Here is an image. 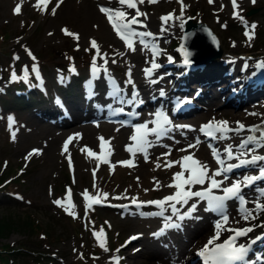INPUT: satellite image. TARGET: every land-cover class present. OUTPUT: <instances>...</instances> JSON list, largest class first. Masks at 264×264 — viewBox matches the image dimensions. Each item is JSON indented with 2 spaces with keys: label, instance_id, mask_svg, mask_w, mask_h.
<instances>
[{
  "label": "rangeland",
  "instance_id": "1",
  "mask_svg": "<svg viewBox=\"0 0 264 264\" xmlns=\"http://www.w3.org/2000/svg\"><path fill=\"white\" fill-rule=\"evenodd\" d=\"M70 1L50 0L46 6L43 4L37 6V2L31 5L27 3V0H0V217H9L18 222L26 219L32 220L30 226L17 225L11 227L9 231L8 229L4 230L3 227L0 228V231L2 230L0 232V245H15L21 250L22 254L14 264H116V258H119V264H132L134 255L135 258H140L142 263L149 264L155 257L146 251L145 239L157 231L159 234L165 235L169 228H165V224L180 222V219L176 217L178 214L173 215L171 211L169 204L172 202L164 205L163 213L169 212L170 217L163 222L158 221L162 218L161 215H154L156 212H161L160 207L155 204L143 203L145 200H162L166 197L165 189L160 186H153L141 195L125 194L124 191L128 187L126 178L133 176L132 170L129 169L124 174H119L114 167L104 164L105 161L108 162L109 160L107 155L101 157L102 166H100V161L92 160L89 165L80 170L77 168V160L74 158H59L55 166L49 169V174L37 178L41 168L46 164L45 148L40 146L41 144L37 140L23 141V146L19 147L21 132L27 131L25 128L27 126H21L25 125V121L20 112L24 109L30 111L35 106L30 97L48 95V100L51 101L55 99L54 95L59 96L66 92L68 86L80 85L85 79V75L92 70L91 64L94 57L97 66L103 62L108 64V68L111 70H117L124 79L128 77V67L124 65L125 54L123 51L125 46L121 41L115 39L116 33L111 32L110 38L105 40L96 34L97 30L94 27H89L90 32H85L80 21L68 17L64 12L66 7L71 4ZM92 1H94L95 6H100V3L106 0ZM57 3H59V7H56ZM18 4L21 5V13L14 14V9ZM184 4L188 5L185 10L188 9L189 12L184 14L181 19L176 20L180 25L183 22V27L179 25L175 32L168 35L165 43L167 48L159 56L163 63H173L176 66L181 61L176 51V45L181 40L185 21L189 15H192L194 22L207 23L216 33L221 46V53L216 54L211 51L207 58L213 57L216 60L219 56L225 57L228 60L227 64H229H224L226 66L225 72L231 71L235 64H237L235 65L237 69H242L240 67L242 60L243 64H245V60L258 61L254 62V66L264 62V0H255V3L252 0H238L239 17L233 16L234 9L231 0H215L214 3H209V0H184ZM157 5L159 6L156 7ZM121 7L126 8V6ZM138 7L147 16H155L158 21H162L161 17L172 13L174 10L177 16L181 5L177 3V0H159L158 3H149L148 0H145ZM53 8L56 9L55 15L52 13ZM253 8H256V11L249 13ZM119 9L122 10V8ZM127 12L129 19L135 15L134 9ZM139 18L141 19V17ZM106 23L111 25L108 20ZM252 24L256 25L254 30L250 28ZM137 25L140 26L141 24ZM63 29L79 34V39L65 34ZM245 32L252 35V39L247 43L245 42V37H247ZM151 38L153 37H144L147 41L146 45H149L150 49L152 47L150 41L153 40ZM92 39L98 42L101 53L107 54V63L103 58L96 56L95 49L90 48ZM205 49L208 50V47L202 48L201 52ZM29 51L35 56V60L28 55ZM120 55L124 56L120 57ZM15 57H19V59H15ZM110 58H114L116 61L112 63L109 61ZM203 58L199 60H204ZM142 64L145 62L143 61ZM33 65L39 68V78L31 71ZM25 67L29 70L27 81L22 79L13 81L11 79L12 71L15 70L16 73H19L18 76H22L20 72L23 73ZM171 69L173 67L164 68L163 71L170 76V79H173L170 74ZM261 83L256 84L257 87L259 86V90L263 87ZM127 85L128 93H130L129 90L132 86L130 83ZM48 100L44 99V102ZM176 102H172L171 106H174ZM163 104L166 106L165 103ZM247 104L237 111L244 113V117L235 115L232 112L235 107L231 105L220 106V104H216L213 109H209L205 114L201 112L209 108L207 106L201 107L191 114L176 115L174 118L175 121L180 119L188 121L192 118L202 119L203 122L208 119H214L217 122L227 121L228 126H236V128L239 126L237 122H240L246 126L245 130L223 134L224 138L220 141L221 144H218L222 147V150L220 149L222 154H227L226 149L229 144L232 146V150L236 149L239 153H247V155L240 156L242 159H250L252 155L264 156V146H258L257 141L249 143L244 149L238 147L241 141L247 138V129L250 125L264 117V97L249 100ZM154 107L155 104L145 109L149 111L151 119L153 117V124L155 120L154 113H152L155 111ZM10 116L15 118L12 129H9L8 126V117ZM113 123L115 124V122ZM142 123L146 124L144 121ZM153 124H151V128ZM19 126H21L20 129ZM68 127L69 125H64L60 128L66 129ZM178 130L188 131L187 128H179L173 124L162 141L165 143L172 141L173 138H176ZM194 130L196 140L209 146L210 141H206L199 134L198 124H195ZM12 131L16 132L14 140ZM187 146L188 143L184 145V148ZM212 146L217 148L216 144H212ZM34 149L40 151L29 156L28 154L32 153ZM250 149L251 152H249ZM111 153L109 152L108 155ZM214 153L220 152L215 151ZM81 154L82 151L76 149V157ZM176 155L180 156L181 159L186 155H194L201 161L200 156L193 150L188 151L185 155L180 152ZM261 167H264V161L261 164L241 167L244 168L245 172L238 167L236 171H232V178L230 176L226 182L242 181L243 173L248 174V172L257 171ZM220 168L221 166L218 171ZM209 175L212 174L209 172ZM167 179L164 178V180ZM209 183L210 181L205 182V184ZM196 186L198 185L192 187L195 188ZM262 187H259V191L258 185L254 184L249 189H245L247 194H252L253 191V196L250 195L252 200L247 201V208L244 211H239L236 202H234L230 214L234 218L231 216L225 229L253 227L256 222L261 223L262 220V225L257 231L258 233L264 232V211L256 207L257 203L264 204ZM69 189L71 190L70 199ZM169 195L171 194L168 193ZM86 196L98 199L99 203H92V199H86ZM133 199L137 203H133ZM56 200H61V205L55 204L54 201ZM197 200L199 199L195 198L188 201V204H177V213L185 209L191 201L194 204ZM202 201L204 205V200ZM69 212H73L75 215H69ZM206 212L205 208L199 214ZM248 212L251 215L245 220L244 215H247ZM153 217H156L157 220L151 227H146L144 222L134 221ZM211 217L221 218V216L213 215ZM234 219H236L235 223L238 221V224L234 223ZM161 229H163L162 232ZM217 231L216 228H212L203 233L198 238L197 243L199 245L196 249L198 250L205 243V239L212 238ZM100 232L102 235L97 237L95 233ZM228 232L227 230L220 231V237ZM249 236L251 239L257 237L256 234L253 235L252 233ZM133 237L136 238L131 239ZM102 242L107 251L100 246ZM136 250L139 251L136 252ZM132 251L136 253L132 254ZM26 252L48 254L49 260L42 263ZM260 259L262 262L259 264H264L262 253H260ZM157 262L160 261L157 259ZM179 264L188 263H183L181 260Z\"/></svg>",
  "mask_w": 264,
  "mask_h": 264
},
{
  "label": "bare ground",
  "instance_id": "2",
  "mask_svg": "<svg viewBox=\"0 0 264 264\" xmlns=\"http://www.w3.org/2000/svg\"><path fill=\"white\" fill-rule=\"evenodd\" d=\"M36 2H38V0H27V3L31 5H34ZM70 3L71 4L66 7L64 12H66L68 17L80 21L85 32H90L89 27H94L97 30L96 34L105 40L110 38L111 32L116 33L111 25H107L105 14L100 12L99 6L94 5V1L71 0ZM100 4L113 9L122 8V10L126 12L130 10L121 7L116 0H106ZM158 6L159 5L156 7ZM188 12V9L184 10V14H188ZM177 16H180V10ZM139 20L142 21V24L140 26L133 25L132 28L138 33L151 32L153 34V36H151L153 38L151 39L153 40L150 41V46H155L158 50L154 51V49H150L149 45H146L147 41L144 37H133V48H129L125 41L116 33L115 39L121 41L125 46V50L123 51L125 56L120 55V57H125L124 65L128 67L127 70L129 71L127 78L124 79L117 70H111L108 68V64L106 65L100 62L98 66L99 71L95 76L92 70H90L85 75V79L80 85L68 86L66 92H63L59 96L54 95L55 99L51 101L48 100V95H45V97L39 95L30 97L32 103L35 104L34 108L30 111H27V109L21 110V117H23L25 121V125L21 126H27L25 127L27 131L21 132L19 147L23 146V141L28 142L37 140L40 142V146H43L46 151V164L41 168L42 170L37 178H42L49 174V169L55 166L59 158H74L77 160V168L80 170L81 168H85L86 165H89L92 160L95 162L100 161V166H102L103 160L101 157L107 155L109 160L107 159L108 162H104V164L106 163L114 167L119 174H124V172L129 169L132 170L133 176L126 178L128 187L124 191L125 194L141 195L153 186H160L165 189L166 196H168V193L172 195L177 191L174 186L169 187V185H174L175 183L173 179L174 173L183 170L181 168L183 159L176 155L178 152L184 155L192 150L197 152L201 158V162L208 166L209 172L212 175L218 171L220 166L226 168L228 164L238 163L236 159L229 160L225 155L226 153L223 155L222 151H220L222 147L218 144H221L220 141L222 138L219 137L223 134L225 135L227 132L223 134L218 133L215 138H205L206 141H210L209 146L202 141L197 143L194 129L195 124H201L202 122V119L199 120V118H192L188 121H184V119H180L179 121L173 120V123L175 121L174 126L187 128L188 131L182 132V130H178L176 138H173L169 143L162 141L166 132L159 138H157L155 134H149L148 140L151 146L146 148L147 158L144 152L135 151L136 142L133 141L131 137L137 134L136 126L143 124L142 121L146 122L148 128L151 129L153 120L151 119L149 111L145 109L153 104H159L160 102L161 104L165 103L166 106H164L169 109V106H171L174 100L185 98L193 102L194 107L192 109H175L172 105L171 112L185 115V113L191 114L195 110L207 106L209 108L201 112L205 114L209 109H213L216 104H220V106L231 105L235 107V110L232 112L235 115L238 114L244 117L245 114L237 112L239 111L238 109L248 105L247 103L249 100L252 101L264 97V67H259L258 65L260 64L254 66V62L258 61L254 60L253 62L251 60H245L246 62L243 64L242 60L240 64L242 69H237V66H235L237 64H235L233 68H231V71L225 72L224 69L226 66H224V64L228 62L225 57L219 56L216 60L213 57L210 59L207 58L211 51L216 54L221 52L214 49L212 50L210 39L206 33H203V30L200 36L204 35L205 41L209 42L208 44L201 38L199 39L197 34L186 36L183 41L184 47L181 45V40L176 45V51L181 61L178 62L176 66L173 63H163V61L159 59V56L162 55L167 48V44L165 43L168 35L179 28V22L176 21V19L174 20L175 22L170 20L168 23H164V21H158L155 16L141 17ZM190 20H193L192 15L187 17L185 26ZM144 25H146V27ZM190 37L194 38L191 41L193 43L189 42ZM141 40H145L144 43H141ZM249 40L248 36L245 37L246 43ZM206 46L208 50L205 49L201 52L202 48H207ZM185 50L190 53L188 58L191 63L189 65L184 64ZM203 56L205 57L203 58ZM202 58L204 60H199ZM109 61L113 63V61L116 60L112 58ZM143 61L145 64H142ZM121 63L123 64V62ZM153 63L159 65V67L153 69ZM168 67H173L170 72L173 79H170V76L166 75L163 71L164 68L166 69ZM105 68L107 72L104 71ZM148 69H152L150 73H146ZM260 82H262L261 84H263V87L259 90V86L257 87L256 84ZM128 83L132 86L129 90L130 93H128L127 90ZM134 93L137 94L135 99L132 96ZM44 99L48 101L44 102ZM116 106H123L128 110L136 108L139 112L138 119L130 125L120 124L116 127L113 122L107 120L110 116L117 117L112 113V109L114 107L116 108ZM64 125H69V127L66 129L60 128ZM21 126H19V129ZM231 128L235 129L236 126ZM232 132L233 131H229L228 133L231 134ZM69 137H73V140L68 143V149L65 151L64 144L68 141ZM101 137L104 138L103 150L101 149L102 141L99 139ZM253 142H255V140L251 143ZM186 143H188V146L184 148ZM212 144H216L217 148L212 146ZM190 145H194V147H189ZM227 146H229V144ZM129 147L133 149L132 152L128 151ZM76 149H79L80 152L82 151L79 157H76ZM89 149L96 155H90ZM215 151L221 153L220 160L224 161L222 165L217 163L218 158L213 155ZM232 151L236 155L240 154L236 149ZM109 152L112 153L108 155ZM122 161H130L131 166L121 163ZM175 161H180V163H173L170 167L166 166L170 162ZM258 163L261 164L262 161ZM237 169L238 167L234 168L232 171H236ZM243 169L244 168L240 167V170ZM259 170L248 172V174L243 173L244 177L258 176ZM243 171L245 172V170ZM185 173H187L185 174V178H187L189 172L185 171ZM225 173L227 172L222 171L221 175L215 176V179H221L224 177ZM244 177L241 178L243 179ZM164 178L168 179L164 180ZM226 179L227 178H223V182L226 181ZM166 182L169 183L166 184ZM254 184L258 185V190L259 187L262 186L261 189L262 191L264 190V179H258L250 185L243 187L244 196L247 201L252 198L253 191L252 194H247L245 193V189H249L250 186ZM209 185L210 183L208 185H198L195 188L192 187L191 190L197 191L198 188H204ZM195 198L199 199L194 203L196 205L195 211L191 210V205L193 204V201H191L185 209L177 213L178 215L176 217L179 218L180 215L191 212L190 217L186 216L185 219L175 223V225H179V227H169L165 235L159 234L157 231L145 239L146 251L155 257L149 264H179L181 260L183 263L198 264L197 262L200 259V257L197 256L196 249L197 245H199V243H197L198 238L206 231L216 228L217 223H222L223 229H225L226 224H223V221L211 217V214H214L212 211L206 209L207 212L205 214H199L203 212L205 206L202 203L203 199L193 197L192 200ZM147 201L150 200H145V202ZM168 211H170V209H168ZM169 217V212H165L158 221L163 222ZM156 220L157 218L153 217L151 219H136L134 221L144 222L146 227H151ZM233 221L235 223L236 219ZM237 222L235 224H238ZM262 222V220L261 223L256 222L255 226H253L254 231L249 232L248 235L241 238V240L249 245L252 240L249 236L250 233L253 235L256 234L257 237L264 236V232L258 233L257 231L260 225H262ZM208 240V238L205 239V242H208ZM138 251L139 250H136V252ZM249 251V253L256 251L264 255V238L256 240L254 244H251ZM136 252L132 251V254ZM157 259L160 262H157ZM252 262L259 264L260 260L255 259V261H251V263ZM132 264L145 263H142L140 258H135L134 255Z\"/></svg>",
  "mask_w": 264,
  "mask_h": 264
},
{
  "label": "snow or ice",
  "instance_id": "3",
  "mask_svg": "<svg viewBox=\"0 0 264 264\" xmlns=\"http://www.w3.org/2000/svg\"><path fill=\"white\" fill-rule=\"evenodd\" d=\"M49 2H50V0H38L37 6H39L40 4H43L46 6L49 4ZM59 2H62V0H59ZM116 2L121 6H126L127 9H134L135 15L131 16V18L129 19L128 18L129 17L128 12L121 10L119 8L113 9L111 7H107V6H103V5L99 6V10L102 14H105L107 20L111 24L114 31H116L117 35L122 40L125 41L126 45L129 48H133V39H132L133 37H145V36L151 37V36H153V34L151 32L138 33L132 28L133 25L142 24V21L138 19L139 17H142V16L146 17L147 16V14L140 11V9L138 7V5L143 4L145 2V0H116ZM148 2L149 3H158L159 0H148ZM214 2H215V0H209V3H214ZM252 2L255 3V0H252ZM177 3H179L181 5L180 16H176L175 10H174L172 13H168L165 16L161 17V19H162V21H164V23H168L170 20L181 19V17H183L184 10H185V8L188 7V5L184 4V0H177ZM231 3L233 6V9H234L233 16L239 17L238 0H231ZM56 7H59V3H57ZM221 7L223 8V5ZM55 11H56V9L53 8L52 9L53 15H55ZM20 13H21V5L18 4L16 6V8L14 9V14H20ZM144 26L146 27V25H144ZM180 26L183 27V22L181 23ZM250 28L254 30L256 28V25L252 24L250 26ZM63 31L65 32V34H67L69 36H75L77 40L79 39V34L72 33L68 29H63ZM245 35L248 36L249 39H252V35L249 32H245ZM141 43H144V41L141 40ZM90 48L95 49L96 50V56L103 58L105 63H107V59H106L107 54L101 53L98 42L95 39H92L90 41ZM85 50L87 51L88 49H85ZM184 54H185L184 64L189 65L191 63V61L188 58L190 53H188L185 50ZM28 55L31 56L33 60H35V56H33L30 51L28 52ZM15 59H19V57H15ZM114 62L115 61H113V63ZM258 66L264 67V62H262ZM91 67H92L93 75L95 76L97 74V72L99 71L95 57L93 58ZM157 67H159V65H157L155 63L152 64L153 69H155ZM72 70L74 71V69H72ZM151 70L152 69L146 70V73H150ZM28 71H29L28 68L25 67L23 69V76H18L15 71H12L11 79L13 81L21 80V79L27 81ZM31 71L36 74L37 78L40 77L39 68L36 65L32 66ZM104 71L107 72V69L105 68ZM155 115L157 117V120L155 121L156 127L149 129L147 124L137 125L136 126V133L137 134H135L131 137V139L136 142L135 151L144 152L146 158H147L146 148L151 146L150 141L148 140L149 134H155L157 136V138H159L166 131V129L164 128V125L171 123L170 120L168 119L167 115L163 111H158ZM14 123H15V118L11 117V116L8 117L9 129H12V126ZM237 123L239 125L238 128L233 129V128L228 127L227 121H220V122H216V123L209 122L208 124L202 126L201 131L204 132L208 136H213L214 132H220L223 134V133H226L229 131L239 132V131L245 130V128H246L245 125L241 124L240 122H237ZM247 130L250 132L259 131L260 136L259 137L251 136V135L248 136L245 140L241 141L240 145H238V147L240 149H244L249 143H251L254 140L257 141L258 146H264V129L260 128L259 126H252L251 128H248ZM77 135H79V134H77ZM15 137H16V132L12 131L13 140L15 139ZM219 138H224V137L222 135ZM99 139L102 141L101 149L103 150L104 138L101 137ZM72 140H73V137H69L68 141L65 142V144H64V150L65 151H67V149H68V143L71 142ZM197 143H199V140H197ZM189 147H194V145H190ZM39 151H40L39 149H34L33 152L29 153L28 155L31 156L33 153H38ZM128 151L132 152L133 149L131 147H129ZM226 151H227L228 159L229 160L236 159L238 161V163L228 164L227 167L223 169L224 172H230L234 168H237V167L256 165L258 162L264 161V156H261V155H252L250 159H241L240 156L247 155V153L241 152L239 155H236L233 153L231 145L228 146ZM251 151L252 150L250 149L249 152H251ZM89 154L93 155V156L96 155L90 149H89ZM213 155L216 156L217 154L213 153ZM182 159L184 161V163L181 164V168L183 170L174 173L173 179H174L175 183H174V185H169V187L174 186L177 189V191L172 195L164 197L162 200L143 202V203L155 204L162 209L161 212L154 213V215H161L162 216L164 205L169 204V202H172L169 204V206L171 207V211H172L173 215H176L177 214L176 205L181 204V203L188 204V201L191 200L193 197L206 199L209 202V210L212 208V205L214 202H215L216 208L219 209V208L224 207V204H223L224 201H227L228 199H232V198H238L241 201V203L243 204L244 198L241 195L242 187L248 186L258 179H264V167H262L259 170L258 176H245L242 181H236V182L232 183L231 186L224 187L222 189V191L224 193L223 196H216V195L212 194L213 189H221V185H222L223 181H217L214 177L221 175V172L216 171L214 175H209L208 166L206 164H204L203 162L199 161L198 159L194 158V155H186ZM105 162H107V161H105ZM121 163H123L127 166H131L130 161H122ZM173 163H180V161L170 162L166 166L170 167V166H172ZM217 163L223 164L224 161L218 160ZM70 164H71V161H70ZM185 171L189 172V175L187 178H185ZM206 181H210V187L209 188H207L203 191H192L191 190L192 186L204 185ZM104 195L106 196L107 194H104ZM70 197H71V190L69 189V199H70ZM86 199H92V198L86 196ZM54 203L57 205H61L62 202H61V200H56V201H54ZM92 203H99V200L98 199H92ZM133 203H137L135 199H133ZM256 207H257V209L264 211V204L257 203ZM65 210L68 211V209H65ZM191 210L192 211L196 210L195 204L191 205ZM69 215L74 216L75 213L69 212ZM250 215H251V213L248 212L247 215H244V219L247 220L248 216H250ZM186 216L190 217L191 212H188L184 215H180L179 219L183 220L186 218ZM228 219H229V217L226 214H224L222 216L223 224H226L228 222ZM167 227H179V225L165 224V228H167ZM216 228L218 229L216 234L208 240L207 244H205V246L203 247V249L199 253L202 257H204L205 264H233V262H235V261H242L244 259L245 255L247 254L251 244H254L256 242V240L264 238V236H258L255 239L251 240L250 244L246 246L245 244H237L236 242L240 237L247 236L249 232H252L253 231L252 227L223 229L222 223H217ZM222 230L231 231L233 233V235H231L223 243H214L216 240H218L220 238V231H222ZM162 231H163V229H161V232ZM95 235L97 237H99L102 235V232L95 233ZM135 238L136 237H133L131 239H135ZM209 245H214V246L210 248ZM100 246L102 248H105V244L103 242L100 244ZM105 250L107 251V248H105ZM117 251H119V250H117ZM116 264H119V258H116Z\"/></svg>",
  "mask_w": 264,
  "mask_h": 264
},
{
  "label": "trees",
  "instance_id": "4",
  "mask_svg": "<svg viewBox=\"0 0 264 264\" xmlns=\"http://www.w3.org/2000/svg\"><path fill=\"white\" fill-rule=\"evenodd\" d=\"M15 71V70H14ZM20 74L23 76V73L20 72ZM19 75V73H17ZM35 78V77H34ZM32 79V78H31ZM32 220H22L21 222H18L15 219L12 218H1L0 217V228L5 229H11L13 226H30ZM2 232V230L0 231ZM15 245H10V244H2L0 245V264H14L17 259L20 257V254H22L21 250L17 248ZM35 252V251H34ZM32 253V252H26L27 254H30L35 257V259L39 260L42 263H45V261L49 260L48 254L37 252V253ZM47 263V262H46Z\"/></svg>",
  "mask_w": 264,
  "mask_h": 264
},
{
  "label": "water",
  "instance_id": "5",
  "mask_svg": "<svg viewBox=\"0 0 264 264\" xmlns=\"http://www.w3.org/2000/svg\"><path fill=\"white\" fill-rule=\"evenodd\" d=\"M254 11H256V8H253L251 11H249V13L254 12ZM202 31H203L204 34L206 33L208 35V38L210 39V43L212 44V45L210 44V46L211 47L213 46V49L217 50L218 52L221 51V46L219 44V39H218L217 35L212 31V29L207 24H204L203 22H199V21L198 22H194L193 20L188 21L186 26H185V29H184L182 37H181V45H183L182 47H184V44H183L184 37L192 36L193 34H197L199 36V39L201 38L203 41H205L204 35L200 36ZM190 39H189V42L193 43L191 41L194 38L190 37ZM205 43L208 44L209 42L205 41ZM252 126H259L260 128L264 129V118H262L260 121L254 122L251 125V127ZM250 135L259 137L260 136V132L259 131H255V132H250L249 131L248 136H250Z\"/></svg>",
  "mask_w": 264,
  "mask_h": 264
}]
</instances>
